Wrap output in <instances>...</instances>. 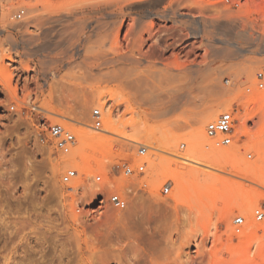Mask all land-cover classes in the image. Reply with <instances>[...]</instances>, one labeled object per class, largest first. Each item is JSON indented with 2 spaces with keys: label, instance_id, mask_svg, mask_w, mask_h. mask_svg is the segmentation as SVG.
I'll list each match as a JSON object with an SVG mask.
<instances>
[{
  "label": "rangeland",
  "instance_id": "1",
  "mask_svg": "<svg viewBox=\"0 0 264 264\" xmlns=\"http://www.w3.org/2000/svg\"><path fill=\"white\" fill-rule=\"evenodd\" d=\"M36 1L0 0V264L249 262L250 244L244 237L248 227L233 226L231 219L243 214L248 221L253 207H264V186L251 174L264 165L260 154L264 150V97L245 93V88L253 87L255 71L264 64V0L245 2L252 1L250 10L259 8L253 14H240L242 7L229 8L222 0H131L122 17L115 9L117 18L105 16L99 23L96 18L75 20L65 14L38 23L27 12ZM19 10L24 13L16 20ZM3 11L7 14L4 19ZM216 11L234 16L236 31L248 32L246 37L235 38L240 51L217 42L231 37L218 29ZM195 20L211 26L199 33ZM112 21H122L117 35ZM55 45L58 47L51 50ZM86 46L94 51L86 52ZM113 47L128 61L113 63L117 59ZM178 64L185 67L178 69ZM248 66L254 69L246 81L241 71ZM210 77L222 94L209 90ZM137 81L144 83L142 96L162 98L159 107L176 101L175 109L161 116L150 113L151 102L139 100L141 96L131 88ZM31 94L36 106L67 111L69 117L83 123L89 122L94 108L103 115L108 103L120 134L138 138L140 143L131 145L104 131V115L102 130L91 131L63 117L30 111L25 103ZM97 95L101 97L94 99ZM208 106L216 107V116L233 110L234 139L225 149L239 159L234 160L236 165L240 162L238 168L255 163L256 167L247 177L231 173L238 169L231 165L234 162L225 168L230 172L213 170L219 177L200 201L201 214V208L190 207L187 192L179 202L174 200L178 185L173 172L181 173L184 186L191 189L203 180L204 170L159 154L150 144L149 133L176 137L174 149L184 155L194 146L188 134L192 121L204 116ZM240 112L247 113L243 133L237 132L244 122ZM48 122L65 124L79 136L85 135L83 145L79 146L76 136L73 147L78 162L63 165L64 155L47 138ZM179 143H185L183 152L177 150ZM138 144H148L144 158L135 155ZM151 158L162 161L159 170L168 171V176L152 171ZM139 160L146 162L142 174L123 175L124 164ZM70 168L76 169L77 176L64 184L60 176ZM206 173L209 177L210 172ZM127 179L139 181L131 184V195L120 187ZM167 181L171 189L165 195L159 190ZM227 183L232 190L225 192V184L226 189L230 187ZM114 192L125 199V208L108 204L107 198Z\"/></svg>",
  "mask_w": 264,
  "mask_h": 264
},
{
  "label": "bare ground",
  "instance_id": "2",
  "mask_svg": "<svg viewBox=\"0 0 264 264\" xmlns=\"http://www.w3.org/2000/svg\"><path fill=\"white\" fill-rule=\"evenodd\" d=\"M77 1H79V0H77ZM130 1L131 0H87V1L83 0L81 2L80 1L79 2H71V3L70 2L69 3L66 2L64 4V1L62 2L61 0H38V1H36V4L32 7V9L30 8V10L27 11V12H28V17L33 18L34 21H38V23H41V21H43L44 19H50L51 17L55 18V17L62 16L61 14H65L68 17L74 18L75 20H78L80 18H89V19L90 18H96V22L99 23V20H104L105 16L107 18L109 17L111 19L117 18L118 15L120 17H122L124 15L123 8L128 6ZM59 3H61V4L58 5ZM249 3H252V1L243 5V7L240 10V14L245 13V12H249L248 14H253L259 9V8H255L253 10H250L251 6H250ZM57 5L58 6L62 5V6L58 7ZM115 9H117L119 14L115 12ZM23 13H24V11H23ZM261 14L264 15V12H262ZM6 15L7 14L3 11L1 13V18H3V19L6 18ZM216 15H217V18L220 20V23L218 25V29L221 30L222 32H224L225 34L230 35V37H231V39H218L217 38L218 39L217 42L218 43L227 44L228 46L229 45L233 46L237 51H240V48L236 45L235 38L236 37H246L248 32H244V31H239L238 32V31H236V27L232 24L234 22L233 21L234 20V16L229 15V14L225 15L221 11L220 12L216 11ZM44 16H47V17L45 18ZM198 16H200V15H198ZM206 22L207 21H203L202 22V21H199V20L198 21L195 20V25H196L199 33L203 32L205 28H208V27L211 26V25H205ZM112 23L117 25L116 26V31H115V33L117 35L118 32L120 31L121 26H122V21H120L119 23L117 21H112ZM46 36H48V35H46ZM57 47L58 46L55 45V46H53L50 49L51 50H55ZM98 47L99 46L95 47V49H98ZM111 49L114 51V54L117 57V59L114 60L113 63L120 64L122 61L126 60L125 55H123L122 53L118 52L117 47H113ZM99 50H100V48H99ZM85 51L86 52L94 51V48L91 47V46H89V47L86 46ZM227 54L229 55V53H227ZM126 61H128V60H126ZM184 67H185L184 64H178V69H181V68H184ZM253 69H254L253 67L248 66V67L243 68V70L241 71V73L244 76L246 81H248L250 79V77L253 75L252 74ZM140 81H137L134 84L131 83L132 84L131 88H133V90H134V92L136 93L137 96H141L139 100H141V101H143L145 103H150L151 102V105H149V107H147V109L150 111V113H152V114H154L156 116H161V115H165V114H167V113H169V112H171L172 110L175 109V106L177 105L176 101H173L171 104L167 105V107H159L157 103H158V101L162 102L163 101L162 98L157 97L156 99H154V96L153 97H147L145 95L142 96L143 95L142 93L144 92V83L140 82ZM214 81H215V79L210 77V82L211 83L209 85V90L211 92H213V93H216V94H218V93L222 94L223 91L221 90L220 92H218V84H217L216 81L215 82ZM259 96H263V94H260ZM100 97H101V95H97V96H95L94 99H98ZM251 97H257V96H251ZM89 103H90V101H89ZM35 108L38 109V110H41V111H43V112H45L47 114H49L50 116H52L54 118L63 117L65 119H68V120H71V121H75L76 120L75 122L83 123V122H80V121H78L77 119H75L73 117H69L68 114H67V111L65 113H61L60 111L56 112V111L51 110V108L49 109L47 107L35 106ZM83 110H86V108L83 109ZM79 111H80V109H79ZM83 112L85 113V111H83ZM84 113L82 114V118L84 116ZM217 113H218V110L216 109V107L208 106L202 112V114L204 116L199 115V116L194 117V119L192 121V127H191V129H190V131L188 133L190 135V142L192 140V143L194 142V146H192L190 148V150H188L184 155H180L174 149L175 142L177 141L176 137H174V136H170L169 137V135L167 136L165 133H160V134L151 133V132L149 133L150 144H151V146L154 144L153 148H155L156 150L160 151L159 154L166 153L168 155H172V157H174V158L178 157L180 160L181 159L182 160L185 159V160H187L186 162L192 163L195 166L197 165L200 168H202V170H204V172H202L203 175H204L203 180L198 182L196 184V186H193V188L191 187V189H188L187 187L184 186L183 181H182V174L181 173H179V172L177 173L176 171L173 172L174 173L173 177H175V179L177 181V185H178V190H177L178 192H176V196H175L174 200L176 202H179L180 198H182L184 196V193L187 192L188 193L187 195H189V197H190L189 199H192V201H193L192 202L191 200H189V201H191L190 207L191 208H198V210H199V208H201V207H199L200 206L199 204H200V201H201L202 197L207 194L208 190H211L212 188H214V186H215V184L217 182V179H218L219 175L217 174L216 171L217 170L224 171L226 166H228L229 164H231V162H234V160H235V154L232 151H229V150H227L225 148H215V147H213L212 144H211L210 139L207 138L205 133H204V126L206 125V123L208 121L212 120L216 116ZM80 114H81V112H80ZM103 115H104V118H105L104 129H103L104 131H107V132H109L111 134H114V135H116L118 137L123 138L125 141L128 142V144L134 145V144L140 143L138 138H132V137L129 138L128 136H123V135L120 134L119 129H118L117 119H116V114L110 109V105L108 103L103 108ZM78 117H81V116L78 114ZM240 117L243 119L244 122L241 123L240 126L237 128V132L243 133V132L246 131V129H245V126H246L245 125V121L247 120V113H241ZM77 134H78L77 137H80L79 146H81L85 142L84 141L85 140V138H84L85 135L80 134V136H79V133H77ZM261 134H263V135H261V138H262V141H263L262 143H264V140H263L264 133L261 132ZM77 137H76V141H77ZM259 137H260V135L259 136L257 135V138H259ZM260 139H259V141H260ZM256 142H257V139H256ZM77 145H78V143H77ZM256 145H257V143H256ZM261 145H264V144H261ZM261 145H259V146H261ZM262 147L264 149V146H262ZM244 150H245V146H244ZM73 151L74 150L72 149L71 153L65 154L62 157L61 162L63 163L64 166H67V165H70V164L72 165L73 163L79 161V158L77 157V155ZM246 151H247V149H246ZM229 152H232L231 153L232 154V158H228ZM260 154H262L261 156L264 158V150L261 151ZM166 158H168V157L166 156ZM237 159L238 158H236L235 161H237ZM257 159H260V157L257 158ZM258 161L261 162V160H258ZM251 163H252V161H251ZM239 164H240V162H239ZM239 164H237V165H239ZM255 164L253 166H249L250 164H248V165L244 164L245 165L244 168H242L243 166L241 165L240 167L242 169L240 170V167L238 168V166L234 162L231 165H233L234 168H235V165H236L238 169L235 168L236 171L235 170H231V173L232 174L234 173V175L236 174V175H239V176L242 175L244 177H247L248 174L251 173L250 169H252L255 166ZM259 165L261 167L263 164L261 163ZM150 167L152 168V171H154L156 174L160 173L164 177L168 176V174H169L168 171L159 170L160 167L162 168V161H158L156 158H151L150 159ZM163 169H164V167H163ZM253 169H255V168H253ZM253 169H252V171H255ZM258 169H259V167H257V170ZM213 170H216V171L213 172ZM237 170H239V171H237ZM263 170H264V165H263L262 169L258 170L256 173L255 172L251 173L257 179L256 183H259L262 186H264V171ZM226 171H228V170H225L224 172H226ZM259 171H261V173ZM206 172H210L209 173V177L207 176L208 174ZM228 172H230V171H228ZM251 177H252V175H251ZM136 182H139V181H137L135 179L122 180L121 184H120V187H122V189H123V191L125 193H130L132 191L131 190V184H135ZM79 186L81 187L82 185L80 184ZM227 186L231 187L232 185H230V184L228 185V183H227ZM72 188H73L72 190H76L77 185L75 187H72ZM229 188H227L228 189L227 190L226 189V184H225V189H224L225 192L232 190V187L230 188V190H229ZM130 195H131V193H130ZM128 196H129V194H128ZM255 198H256V196L254 197V199ZM252 200L253 199H251V201ZM244 203H243V205H244ZM240 205H241V203H240ZM237 206L235 204V207H237ZM231 207H232V204H231ZM203 209L201 208L199 210V213L202 214ZM143 257H145V256H143ZM218 260H220V259H218ZM117 261L121 262L120 258H118ZM213 261H212V264H213ZM220 261H223V260H220ZM220 261H217V262H220ZM220 263H214V264H220ZM133 264H135V262ZM223 264H226V263L223 262Z\"/></svg>",
  "mask_w": 264,
  "mask_h": 264
},
{
  "label": "built area",
  "instance_id": "3",
  "mask_svg": "<svg viewBox=\"0 0 264 264\" xmlns=\"http://www.w3.org/2000/svg\"><path fill=\"white\" fill-rule=\"evenodd\" d=\"M216 1V0H212ZM248 0H222L220 2L223 5L232 9H239L243 7ZM215 3L213 5H217ZM23 15V10L17 11L14 15L16 20H19ZM228 83V80L225 81ZM245 93L251 96H264V64H262L254 73L253 87L245 88ZM21 89L17 90V95L20 96ZM30 111L36 110L34 103V95L31 94L30 99L25 103ZM10 109H14L11 105ZM102 111L99 108L91 110L88 123H79L71 121L70 123L82 127L91 131L102 130ZM234 124L235 118L233 110H226L221 112L213 120L206 123L204 127V133L207 138L210 139L211 144L215 148H225L233 143L234 139ZM45 125V124H44ZM47 138L51 141L53 149L60 154H69L73 149L77 131L65 124L59 122H48L46 124ZM185 149V143H179L177 150L183 152ZM148 146L145 144H138L135 155L138 158H144L147 155ZM247 158L251 157L250 153L246 154ZM178 158V157H176ZM186 162L187 160H182ZM146 162L139 160L135 164H124L122 167V173L125 176H132L135 174H142L144 172ZM77 176V171L74 168H70L60 176V181L64 184H68ZM171 189V182L167 181L160 187V193L167 194ZM108 204L114 209H123L126 206V201L118 193H111L107 198ZM231 224L236 227H248L245 233V242L250 244L248 256L249 262L246 264H264V207L255 206L250 211V219L247 221L243 214H236L231 219Z\"/></svg>",
  "mask_w": 264,
  "mask_h": 264
}]
</instances>
